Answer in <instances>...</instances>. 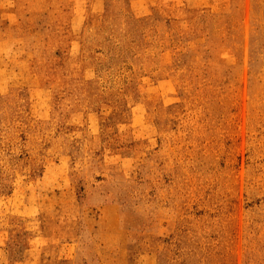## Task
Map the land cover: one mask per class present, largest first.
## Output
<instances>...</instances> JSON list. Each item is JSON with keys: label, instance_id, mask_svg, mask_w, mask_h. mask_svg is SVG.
<instances>
[{"label": "rangeland", "instance_id": "1", "mask_svg": "<svg viewBox=\"0 0 264 264\" xmlns=\"http://www.w3.org/2000/svg\"><path fill=\"white\" fill-rule=\"evenodd\" d=\"M0 264H264V0H0Z\"/></svg>", "mask_w": 264, "mask_h": 264}]
</instances>
